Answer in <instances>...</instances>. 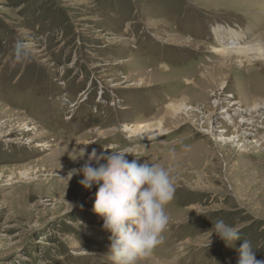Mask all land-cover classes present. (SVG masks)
I'll use <instances>...</instances> for the list:
<instances>
[{"label": "rangeland", "instance_id": "374dc122", "mask_svg": "<svg viewBox=\"0 0 264 264\" xmlns=\"http://www.w3.org/2000/svg\"><path fill=\"white\" fill-rule=\"evenodd\" d=\"M263 29L264 0H0V264H112L99 185L68 175L127 147L174 169L160 264H237L242 239L264 260V59L218 68L212 50ZM177 90L187 110L165 114ZM160 117L158 138L125 129ZM218 219L242 229L232 247Z\"/></svg>", "mask_w": 264, "mask_h": 264}, {"label": "clouds", "instance_id": "9594fccd", "mask_svg": "<svg viewBox=\"0 0 264 264\" xmlns=\"http://www.w3.org/2000/svg\"><path fill=\"white\" fill-rule=\"evenodd\" d=\"M13 58V66L29 58L24 42L17 40L14 43ZM104 149L106 151L98 155L93 148L83 167L72 169L68 177L71 179L74 174L82 172L83 179L79 183L86 189L99 185L93 212L104 219L103 227L111 233L107 254L112 264H140L141 258L161 243V233L169 223L166 205L175 194L174 169L158 161H129L127 154L136 156L131 147L111 149L110 152L108 148ZM75 153L74 160L83 157L86 148ZM94 160L98 167L92 165ZM101 160L106 163H100ZM211 229L228 246L242 239V229L222 219L213 222ZM242 240L236 249L239 253L237 264H264V260L256 258L251 241Z\"/></svg>", "mask_w": 264, "mask_h": 264}, {"label": "bare ground", "instance_id": "6f19581e", "mask_svg": "<svg viewBox=\"0 0 264 264\" xmlns=\"http://www.w3.org/2000/svg\"><path fill=\"white\" fill-rule=\"evenodd\" d=\"M241 31L242 30H239V32H241ZM230 33H234L235 34V38L238 41H241V43L232 44V45H229V46H220V47H213L212 48V50L214 52H216L217 60H215V61L217 62L216 64L218 65V68L219 67H222V68L225 67L226 69H228L229 68L228 67L229 64L231 65V60L233 59V57L237 59L235 62H237L238 65H241V67H242V65H246V64L248 65L247 67H249L250 65L255 63L254 61L260 60V59H264V29H263V32L261 34L256 35L254 37V39H251V40L246 39L247 37H245L244 34L235 33L233 30L230 31ZM241 33H244V32H241ZM246 35H249V34H246ZM250 35H251V33H250ZM210 67L214 68L215 65H210ZM209 72H210V70L208 69L206 74L209 75L210 77H212L213 76L212 74H214V73L210 74ZM200 76H204L205 77V74H202ZM183 83H185L186 86L188 84L190 85L191 84V79H189L188 77L184 78V82ZM224 83H225V81H222L221 84L223 85ZM181 84H180V86H178L179 87L178 90H180L182 92V88H184V85L182 84V86H181ZM242 86L244 88V85H242ZM178 90L176 91L177 94H178V97L174 98L173 100H171V101H169L167 103L165 114L169 113V115L173 116L175 114H179L182 110H187V107H186L187 106L186 105V100L187 99H186L185 95L181 94V92H179ZM258 92L259 91L255 90L256 94L251 93L252 94L251 98L253 99V103H252V106L250 107V110H252L253 112H259L260 110L264 109V97H258L257 96V95H259ZM262 92H264V91H262ZM254 96H256V97H254ZM188 102H189V100H188ZM150 121H152V120H150ZM232 126H233V124H232ZM125 129L130 132V135L133 134V135H136V136H144L146 138H150V137L158 138L161 135H163V134H165V133H167L169 131L164 126L163 117H160L159 119H157L154 122L153 121L152 122H149V121L145 122L144 121V123H138L134 127H127L126 126ZM152 256L150 254V255H146V256L142 257L140 264H160L158 262V260L155 257H152Z\"/></svg>", "mask_w": 264, "mask_h": 264}]
</instances>
